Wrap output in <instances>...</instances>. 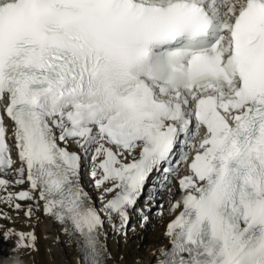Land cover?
Wrapping results in <instances>:
<instances>
[{
  "label": "snow or ice",
  "instance_id": "1",
  "mask_svg": "<svg viewBox=\"0 0 264 264\" xmlns=\"http://www.w3.org/2000/svg\"><path fill=\"white\" fill-rule=\"evenodd\" d=\"M146 186L172 217L152 264H264V0H0L7 253L42 213L106 264Z\"/></svg>",
  "mask_w": 264,
  "mask_h": 264
},
{
  "label": "rangeland",
  "instance_id": "2",
  "mask_svg": "<svg viewBox=\"0 0 264 264\" xmlns=\"http://www.w3.org/2000/svg\"><path fill=\"white\" fill-rule=\"evenodd\" d=\"M151 178L149 181V185L151 184ZM83 183L86 189L91 193L93 198L97 197L95 190L90 187V181L87 175L83 177ZM150 193L155 196V199L152 200L151 203L146 204V201L151 199ZM168 193L162 192L161 194L157 195L155 189L151 188L150 186H146L144 194L139 199L136 210L131 212V220L129 228L127 229V235H122V238H118L114 242V255H115V263L117 264H130L135 262L136 259L142 258L145 253L148 251L149 247L153 244H156L155 239L157 238V234L159 233L158 224L160 222L161 216L158 215L159 212L163 211L164 215H167V203L164 202L167 199ZM165 198V199H164ZM164 202V203H163ZM29 203V202H25ZM161 204H165L163 209L160 208ZM140 209H143L144 214L148 216L149 220L146 223L142 224V217L140 215ZM13 217L15 218V213H12ZM40 217L39 222H33L35 226V232L38 237L37 246L39 251L38 252H23L19 254H11L7 253L8 255H19L20 259L15 261L14 264H51L48 258V250H51L50 247L47 246V242L45 237L47 236L43 233V214L37 213ZM162 216V217H163ZM0 223L10 225V222L6 223L5 221H0ZM16 229L29 231L30 227L29 223L26 222L23 212L20 213L19 219L15 221ZM116 234V233H114ZM2 239V234L0 235ZM111 236V233H109ZM4 248L9 249L13 246L12 243L3 244ZM111 247L108 248V251L111 252ZM58 257L59 259H64L65 261L69 262L68 255L59 250ZM112 253V252H111ZM116 253V254H115ZM70 257V255H69Z\"/></svg>",
  "mask_w": 264,
  "mask_h": 264
},
{
  "label": "bare ground",
  "instance_id": "3",
  "mask_svg": "<svg viewBox=\"0 0 264 264\" xmlns=\"http://www.w3.org/2000/svg\"><path fill=\"white\" fill-rule=\"evenodd\" d=\"M24 187H27V185H24ZM96 195H97V193H96ZM164 202H166L168 205V196ZM22 203H25V202H22ZM171 218L172 217L168 215V211H167V215H165L163 217L161 216L160 222L158 224L159 233L157 234V238L155 239L156 244L151 245L149 247L148 251L145 253V255L142 258H138L135 260V262L130 263V264H152V260H153L152 252H153V250L158 248L162 244L167 243L163 234H164V231L166 228V224L168 223V221ZM42 221H43V223H42L43 224V233H45L47 235L45 237L46 242H47L46 244L48 247L51 248V250H48V252H47L49 262L51 264H81L79 261V258H78V250H77L76 244L72 240H70L65 234L62 233L61 226L59 224L55 223L52 219L45 217L44 215H43ZM148 221H150V220L148 219ZM5 222L8 223L9 221H5ZM105 231L107 233V236L104 240V243L106 244V248H107L106 264H117V263H115L114 242L118 238H122L121 237L122 234L121 235L114 234V232H112L111 229L108 228L107 225H105ZM109 233H111V236H109ZM1 234H2V232H0V235ZM57 237H59L58 240H57ZM0 238H1V236H0ZM14 241H15V237H13L12 239H9L6 242L3 241V239H0V250H3L7 254V249L4 248L3 244H9V243L14 244ZM109 247H111L112 253L108 251ZM60 249H62V251L68 255L69 262L65 261L62 258L59 259L58 254L61 253V252H59ZM69 255H70V257H69Z\"/></svg>",
  "mask_w": 264,
  "mask_h": 264
}]
</instances>
